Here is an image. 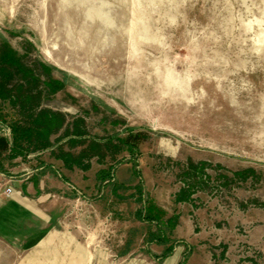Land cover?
<instances>
[{
    "label": "rangeland",
    "instance_id": "374dc122",
    "mask_svg": "<svg viewBox=\"0 0 264 264\" xmlns=\"http://www.w3.org/2000/svg\"><path fill=\"white\" fill-rule=\"evenodd\" d=\"M3 44L65 80L43 107L83 118L90 136L147 130L132 156H116V170L134 168L133 157L148 199L147 171L173 200L193 183L188 205L173 201V214L203 210L245 236L210 249L212 264H264V0H0ZM18 118L0 101L6 125ZM54 161L49 151L16 160L26 170ZM189 162L202 163V174L188 172ZM133 176L134 186L116 183L120 198L104 189L102 220L69 200L43 202L61 219L55 264H166L145 251L149 227L135 216ZM3 253L16 259L0 240V264Z\"/></svg>",
    "mask_w": 264,
    "mask_h": 264
},
{
    "label": "trees",
    "instance_id": "16d2710c",
    "mask_svg": "<svg viewBox=\"0 0 264 264\" xmlns=\"http://www.w3.org/2000/svg\"><path fill=\"white\" fill-rule=\"evenodd\" d=\"M26 58V55L18 54L6 44L0 47V101L7 102L19 117L17 120H11L8 125L4 119H0V174L10 177L6 168L13 166L12 163L17 158L49 151L50 157L61 161L66 170H88L90 161L95 159L104 166L96 173L97 182L103 188L111 187L115 192L119 186L116 185L114 173L117 166L123 162V159L116 160V156L123 151L132 156V151L147 138V130L129 127L105 137L90 136L83 118L69 121L65 114L43 107V102L49 101L62 89L65 80L54 78L51 74L54 69L50 65L35 60L28 62ZM117 125V122H111L112 131ZM53 136L55 138L52 139ZM63 143L66 144V149ZM76 147L81 149L74 152ZM106 159H110V162H106ZM128 161L132 163L134 174L139 179L134 188L136 201L141 204L135 213L136 219L155 228V232L147 234L146 253L154 260L162 261L172 253L175 246L183 245L184 252L178 264H184L191 254L192 247L182 240H170L178 216L163 219L164 213L149 202L144 192L136 160L129 157ZM186 169L194 174H202L203 164L189 162ZM32 170L37 179L47 172L58 173L51 164L44 162H39ZM59 178L64 183L68 182L62 176ZM184 185L185 187L175 195L174 203L189 201L195 193L192 190L195 187L193 183ZM151 244L168 247L162 254L153 255L148 250Z\"/></svg>",
    "mask_w": 264,
    "mask_h": 264
},
{
    "label": "crops",
    "instance_id": "0c3cea01",
    "mask_svg": "<svg viewBox=\"0 0 264 264\" xmlns=\"http://www.w3.org/2000/svg\"><path fill=\"white\" fill-rule=\"evenodd\" d=\"M16 160L13 161V166L6 168L10 177L0 174V240L3 243V248L9 249L10 253L17 254L15 260L8 261L7 253H3V260L6 264H25L28 260L33 264H36L35 262L55 264L56 257L51 256V250L62 247L58 239L61 232V219L59 216L57 217V212H45V209L42 208L43 202L47 199L55 205L57 200H69L80 205L85 213L92 214L95 220L98 218L102 220L103 215L98 206L103 200L105 188L100 186L95 176L104 166L92 159L88 170L83 171L76 168L66 170L61 161H54L52 163L54 166H52L58 173L47 172L40 177L41 179H37L33 170L19 168L22 165ZM133 172L135 169L131 168L129 163L121 165L114 173L115 182L123 187L134 186ZM144 175L146 176L144 187L149 195L148 200L164 213L163 219L173 215L178 216L171 238L182 240L192 247L191 254L184 264H212L213 255L210 249L228 245L229 236L237 239V243L242 242L241 239L245 236L241 237L234 234L235 230L217 226L209 212L197 209L192 214L187 211H177L173 214V209L180 206L179 203L176 206L173 203V193H169V190L164 187L155 185L148 171ZM60 176L68 182L61 181ZM49 183H51L50 190L45 193L44 189ZM7 188L12 189L9 195L5 194ZM112 197L120 198L121 196L117 191L113 192L110 189V198ZM129 198L133 199V195H129ZM181 204L188 205L185 202ZM87 217L90 216L87 215ZM143 225L149 227L148 233L155 232L153 226ZM167 247L168 245L151 244L148 250L151 254V251L155 250L154 253L160 255ZM27 252H29V256L26 257V261L23 257H20L21 260L18 259L19 254ZM183 252V245L175 246L172 253L160 262L178 264ZM60 253L62 254V252ZM84 259L83 262L87 264L88 258Z\"/></svg>",
    "mask_w": 264,
    "mask_h": 264
},
{
    "label": "built area",
    "instance_id": "2783aa9c",
    "mask_svg": "<svg viewBox=\"0 0 264 264\" xmlns=\"http://www.w3.org/2000/svg\"><path fill=\"white\" fill-rule=\"evenodd\" d=\"M10 193H11L10 189L7 188V189L5 190V194H6V195H9Z\"/></svg>",
    "mask_w": 264,
    "mask_h": 264
}]
</instances>
